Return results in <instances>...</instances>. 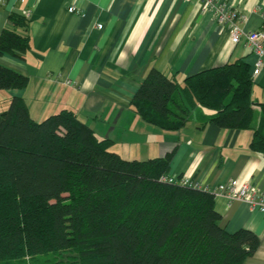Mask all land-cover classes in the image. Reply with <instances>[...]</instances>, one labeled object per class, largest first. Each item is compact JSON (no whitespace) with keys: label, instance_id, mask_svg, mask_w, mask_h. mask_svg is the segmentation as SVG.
I'll return each mask as SVG.
<instances>
[{"label":"trees","instance_id":"1","mask_svg":"<svg viewBox=\"0 0 264 264\" xmlns=\"http://www.w3.org/2000/svg\"><path fill=\"white\" fill-rule=\"evenodd\" d=\"M0 55L22 58L29 20L11 13ZM26 75L0 64V90L23 89ZM251 67L242 59L187 75L148 71L131 99L145 121L178 130L197 107L207 122L251 127ZM250 147L264 153V131ZM68 108L34 120L25 100L0 112V264L61 254L76 264H243L259 245L248 229L220 225L214 194L165 181L173 150L125 159ZM66 250L68 252H66ZM27 259V258H26Z\"/></svg>","mask_w":264,"mask_h":264},{"label":"crops","instance_id":"2","mask_svg":"<svg viewBox=\"0 0 264 264\" xmlns=\"http://www.w3.org/2000/svg\"><path fill=\"white\" fill-rule=\"evenodd\" d=\"M245 14V31L264 29V0H220ZM74 4L80 14L67 11ZM29 20L30 46L22 58L0 55V64L27 76L23 89L0 90V112L10 98L22 97L34 120L63 108L73 110L99 138L125 159L145 160L173 150L169 175H185L201 187L245 181L264 192V153L250 147L254 128L264 131V71L252 76L251 127L228 129L207 122L214 111L197 107L178 130L145 121L131 99L155 68L185 76L255 55L244 39L232 41L198 1L186 0H5L0 33L10 14ZM101 27L98 28L97 25ZM220 225L248 229L259 245L243 264H264V212L240 200L214 196Z\"/></svg>","mask_w":264,"mask_h":264},{"label":"built area","instance_id":"3","mask_svg":"<svg viewBox=\"0 0 264 264\" xmlns=\"http://www.w3.org/2000/svg\"><path fill=\"white\" fill-rule=\"evenodd\" d=\"M5 0H0L4 2ZM198 1L202 7L211 13L213 19L220 26H226L229 30L230 37L233 42L238 43L241 39L246 41L249 50L255 55V60L251 70V76H256L261 71H264V29L245 31L241 25L242 21L246 20L244 13L235 8L231 3L220 0H186ZM67 11L75 14H80L81 10L74 4L67 6ZM101 27L100 24L97 25ZM163 180L188 185L212 192L214 195H222L227 200H240L249 206L251 210H260L264 212V192H259L256 187L249 181H245L238 185L236 180H230L226 183H220L215 187L201 188L197 182L191 180L185 175L162 176Z\"/></svg>","mask_w":264,"mask_h":264},{"label":"rangeland","instance_id":"4","mask_svg":"<svg viewBox=\"0 0 264 264\" xmlns=\"http://www.w3.org/2000/svg\"><path fill=\"white\" fill-rule=\"evenodd\" d=\"M66 252H68L66 250ZM27 258V259H26ZM25 260L26 262L24 264H40L42 261V258L39 256H34L31 258L26 257ZM46 258L48 260H50L51 262H53L54 264H76L75 261H73V259H71L70 257H63V255L56 254V255H52V253H49L46 255Z\"/></svg>","mask_w":264,"mask_h":264}]
</instances>
